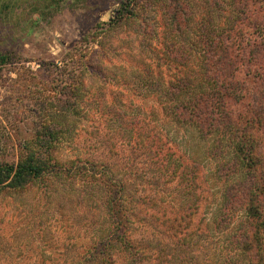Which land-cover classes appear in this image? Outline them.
<instances>
[{"label": "trees", "instance_id": "trees-1", "mask_svg": "<svg viewBox=\"0 0 264 264\" xmlns=\"http://www.w3.org/2000/svg\"><path fill=\"white\" fill-rule=\"evenodd\" d=\"M115 13L83 38L96 50L53 64L31 140L18 161L0 162V204L36 191L42 217L58 202L62 242L12 258L1 242L0 264H264V0H123ZM127 38L125 50L108 47ZM114 56L135 61L125 99L93 67ZM120 100L145 113L126 114ZM157 123L207 147L220 185L211 220L205 166L157 135ZM116 158L147 160L153 192L120 175Z\"/></svg>", "mask_w": 264, "mask_h": 264}, {"label": "rangeland", "instance_id": "rangeland-1", "mask_svg": "<svg viewBox=\"0 0 264 264\" xmlns=\"http://www.w3.org/2000/svg\"><path fill=\"white\" fill-rule=\"evenodd\" d=\"M122 1L0 0V54L5 55L8 60L5 65L0 66V162L18 161L20 146L31 140L38 110L36 103L38 100L49 99L52 79L58 78L59 71L53 64L61 68L64 67V63L72 64V55L75 57L73 61H77L79 58L75 55L84 48L81 44L83 38L98 24L110 21ZM121 37H126V34L121 33ZM118 45L124 50L130 47L128 38L122 41L116 39L114 42L112 39L108 42L110 48H117ZM85 47H88L84 48L85 51L97 49L91 37ZM131 60L129 56L125 58L118 56L112 63L99 64V59L96 58L93 67L106 73L112 91L120 88L122 94L125 89L122 88L123 83L127 84V89H130L128 84H133L131 73L135 61ZM124 94L122 98L125 99L128 94ZM123 102H119L121 104L119 108L126 114L145 113L142 105L137 110L136 106L125 104V100ZM146 115L141 117L145 119ZM151 127L157 135L161 137L165 135L178 149L186 152L193 159L197 157L205 166L209 176L207 199H211L206 213H208L207 218L211 220V213L220 196V185L214 179V174L210 173L215 164L204 157L207 147L193 140L194 134L189 133L190 129L175 132L174 128L169 127L168 130L162 131L159 123ZM113 163L120 175L128 176L130 181L140 179L145 187L143 189L153 192L151 184L154 180L152 174L155 172L149 163L146 164L147 160L141 158L134 159V162L131 159L117 163L116 158ZM165 191L166 200H170L169 197H173L174 200L168 208H178L179 200L175 194H172L171 190ZM35 192L1 201L0 243L14 250L9 258L16 257L24 250H28L29 253L23 252L21 255L32 254L40 257L39 251H47V244L52 245L56 240L62 242V238L58 239V237L63 234L65 223L61 221L60 213L54 211L59 206L58 202L50 204L48 209L52 210L48 215L39 217L43 206L39 207L37 204L38 195ZM7 203H12L9 209L4 207ZM167 204L169 201L163 208L167 207ZM44 208L46 209L47 206ZM47 219L52 222H47ZM51 223L53 226L49 228ZM220 243L218 237L213 238L207 246L208 252L218 247Z\"/></svg>", "mask_w": 264, "mask_h": 264}]
</instances>
